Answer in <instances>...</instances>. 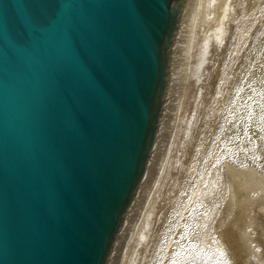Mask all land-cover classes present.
Returning <instances> with one entry per match:
<instances>
[{
    "label": "water",
    "instance_id": "1",
    "mask_svg": "<svg viewBox=\"0 0 264 264\" xmlns=\"http://www.w3.org/2000/svg\"><path fill=\"white\" fill-rule=\"evenodd\" d=\"M238 0H0V264H133Z\"/></svg>",
    "mask_w": 264,
    "mask_h": 264
},
{
    "label": "rangeland",
    "instance_id": "2",
    "mask_svg": "<svg viewBox=\"0 0 264 264\" xmlns=\"http://www.w3.org/2000/svg\"><path fill=\"white\" fill-rule=\"evenodd\" d=\"M233 8L133 264H264V0ZM230 169L254 175L255 248L226 238L223 262L205 242L226 210ZM239 180L237 211L251 207ZM231 222L222 235H237Z\"/></svg>",
    "mask_w": 264,
    "mask_h": 264
},
{
    "label": "bare ground",
    "instance_id": "3",
    "mask_svg": "<svg viewBox=\"0 0 264 264\" xmlns=\"http://www.w3.org/2000/svg\"><path fill=\"white\" fill-rule=\"evenodd\" d=\"M233 170L230 171L229 177L230 176L231 177L228 179V183H227L226 205H225L226 206V210H224V212H223L222 216L220 217L218 223L214 226V228L212 230V233L209 234V236H208V238H207V240L205 242L208 246L211 245L213 247L214 252H216L220 256V258L222 259L223 262H225V260L227 258H229L228 254H226V252H225V245H227L226 244V238L230 239V241H234L236 239L235 240L236 242H237V238L241 239L242 243L244 245L243 246L241 244L243 247L250 248L251 246L254 245V239L251 236H249V234L247 232L248 228L254 229L253 228V226H254L253 213H255V212L253 211L254 209H253V205L252 204H253V200H254L255 191L251 190V182L253 180L254 175H252L250 170L246 171V172H238V170H237V172H235ZM239 179L243 180V182H244L243 186H244V188L246 190H248L247 193H248V198L250 200V205L249 206H251V207H249L246 210L243 209L245 211L240 210V209H239V211H237V207L238 206L236 205V203L238 202L237 199H238V195H239V191L237 189L238 188L237 186H240V184H241V183H239V185H237V182H238ZM221 182L222 181L218 180L217 181V187L213 190L214 192H216L218 194V196L220 195L219 194L220 193L219 190L221 188L220 187L221 186ZM214 195H215V193H214ZM226 219H229L230 221H232L230 223V224H232V228H234V229L236 228L238 230L237 231V235H235V237L232 236L233 235L232 232L227 234V236L222 235L224 233V231L222 230V227H223V224L225 223ZM248 231H250V230H248ZM228 235H229V237H228ZM239 248H242V247H239ZM242 249L244 251V248H242ZM242 252H240V253H242ZM243 253L248 254L247 252H243ZM240 258H243V257H240ZM238 259L239 258H237V261L239 262ZM251 259H252V256L248 255V257L243 259L242 264H250ZM234 263H236V262H234Z\"/></svg>",
    "mask_w": 264,
    "mask_h": 264
}]
</instances>
